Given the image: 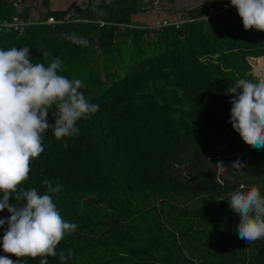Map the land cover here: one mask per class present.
<instances>
[{"label":"trees","instance_id":"obj_1","mask_svg":"<svg viewBox=\"0 0 264 264\" xmlns=\"http://www.w3.org/2000/svg\"><path fill=\"white\" fill-rule=\"evenodd\" d=\"M12 1L0 0V23L14 15L28 20ZM153 1L86 0L41 14L20 35L0 28V48L27 46L33 63L46 66L59 57V74L81 80L80 91L99 105L77 121L78 136L43 134L44 151L21 185L44 194V179L59 182L54 203L77 224L56 249H71V256L46 257L48 264H264V239L239 238L240 216L227 195L243 185L264 196V148L246 145L232 129L227 94L237 79L258 81L247 59L264 56V32L245 31L233 7L207 20L198 19L200 8L191 10L177 27L131 23ZM64 13L73 22L43 23ZM61 33H75L88 46L61 40ZM44 52L50 56L42 58ZM237 159L240 170L232 167ZM217 162L227 169L221 176ZM174 196L199 198V207L177 211Z\"/></svg>","mask_w":264,"mask_h":264},{"label":"clouds","instance_id":"obj_2","mask_svg":"<svg viewBox=\"0 0 264 264\" xmlns=\"http://www.w3.org/2000/svg\"><path fill=\"white\" fill-rule=\"evenodd\" d=\"M230 5L245 31L264 32V0H230ZM60 39L88 46V41L75 33H61ZM29 52L27 46L0 48V212L7 210L10 214L0 218V227L7 225L0 240V248L7 255L0 256V264H20L9 255L42 257L39 264H48L46 257L59 255L63 262L71 256V249L67 255L56 251L65 236L77 228L76 223L63 219L54 203L53 195L62 190V185L44 179V194L35 187L25 189L21 185L29 178L32 160L44 151L46 131L51 129L57 140L72 139L79 135L77 121L99 109L80 91L81 80L59 74V57L50 59L46 66L43 62L33 63ZM49 56L44 52L42 58ZM227 94L232 97V129L246 145L264 148V79H237L227 88ZM53 107L54 124H49L47 118ZM217 164L225 168L222 162ZM232 167L240 170L243 164L237 159ZM244 189L241 185L229 192L228 203L240 216L239 238L251 244L264 239V196L255 186ZM10 198L14 203L9 204Z\"/></svg>","mask_w":264,"mask_h":264},{"label":"crops","instance_id":"obj_3","mask_svg":"<svg viewBox=\"0 0 264 264\" xmlns=\"http://www.w3.org/2000/svg\"><path fill=\"white\" fill-rule=\"evenodd\" d=\"M218 0H154L144 12L131 16V23L146 24L167 20L170 23L181 21L193 8L205 3H213ZM86 0H20L18 11H27L28 19L35 21L41 14L48 11L64 12L75 7H81ZM195 10V9H194ZM162 23H165V22ZM142 25V24H140Z\"/></svg>","mask_w":264,"mask_h":264},{"label":"built area","instance_id":"obj_4","mask_svg":"<svg viewBox=\"0 0 264 264\" xmlns=\"http://www.w3.org/2000/svg\"><path fill=\"white\" fill-rule=\"evenodd\" d=\"M19 3H20V0H13L12 6L16 10H18ZM229 8H232L230 5V0H223L221 2H217L216 8H214L212 5H209L207 7L202 8L198 19L205 20L204 17L207 18L209 16H214L217 13H220L224 10L229 9ZM70 17H71L70 13H64L59 19H54L53 17H47L43 23L47 24V25H53V24H63V23L73 22ZM30 21L31 20H29V19L28 20H22L17 15H14L10 19V21H8V22L4 21V22L0 23V28L2 27L6 30L11 29L12 31L16 32L17 35H20L24 31V29L28 25L31 24ZM182 22L183 21H178V22H174L173 24L175 27H177ZM165 24L166 23H163L162 25H165Z\"/></svg>","mask_w":264,"mask_h":264},{"label":"rangeland","instance_id":"obj_5","mask_svg":"<svg viewBox=\"0 0 264 264\" xmlns=\"http://www.w3.org/2000/svg\"><path fill=\"white\" fill-rule=\"evenodd\" d=\"M221 1H223V0H218V1H215V2H221ZM205 7H207V6H205ZM194 9H197V8H193L191 10H194ZM163 21L164 20H162V21L158 20V21L153 22V23L148 21V22H145L146 24L135 22V24H142V25H145L147 27H151L152 25H154V27H156L155 24H158V25L161 26L163 24L162 23ZM164 22L165 23H170L167 20H165ZM247 60H248V63L250 64V66L252 67L253 74L256 77H258V80L264 79V56L263 57H259V59L258 58H256V59L248 58ZM226 170H227L226 167L225 168H221V167H219V165H217V167H215L216 176L217 175L218 176L223 175L226 172ZM83 198H85V197H83ZM198 201H199V198H193V199H190L188 201H185L184 198H182V197L174 196L172 198L171 204L176 208L177 211H184V210L185 211H191V210L196 208ZM197 207H199V206H197ZM183 220H185V219H183ZM200 228L203 229V226H201ZM189 243L193 244V241L190 240Z\"/></svg>","mask_w":264,"mask_h":264},{"label":"water","instance_id":"obj_6","mask_svg":"<svg viewBox=\"0 0 264 264\" xmlns=\"http://www.w3.org/2000/svg\"><path fill=\"white\" fill-rule=\"evenodd\" d=\"M211 3H205L204 5H201V6H209ZM200 6V7H201ZM199 8V7H198ZM135 15V14H134ZM156 25V27H159L160 25H158V24H155ZM151 27H154V25H152Z\"/></svg>","mask_w":264,"mask_h":264}]
</instances>
